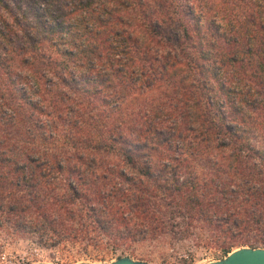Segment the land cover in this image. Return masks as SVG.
Wrapping results in <instances>:
<instances>
[{"label":"trees","instance_id":"1","mask_svg":"<svg viewBox=\"0 0 264 264\" xmlns=\"http://www.w3.org/2000/svg\"><path fill=\"white\" fill-rule=\"evenodd\" d=\"M0 231L264 247V0H0Z\"/></svg>","mask_w":264,"mask_h":264},{"label":"rangeland","instance_id":"2","mask_svg":"<svg viewBox=\"0 0 264 264\" xmlns=\"http://www.w3.org/2000/svg\"><path fill=\"white\" fill-rule=\"evenodd\" d=\"M227 256L223 257L214 252L194 247L188 241L173 242L168 238L140 242L131 248H124L116 252L105 248L90 247L85 250L71 246L46 249L28 240L14 239L6 232L0 231V264L104 263L124 257L148 264H203L222 260Z\"/></svg>","mask_w":264,"mask_h":264},{"label":"water","instance_id":"3","mask_svg":"<svg viewBox=\"0 0 264 264\" xmlns=\"http://www.w3.org/2000/svg\"><path fill=\"white\" fill-rule=\"evenodd\" d=\"M37 264H57L53 262H39ZM76 264H148L135 261L129 257L120 258L113 262L104 263H76ZM203 264H264V247L243 246L232 251L227 257L218 261Z\"/></svg>","mask_w":264,"mask_h":264}]
</instances>
